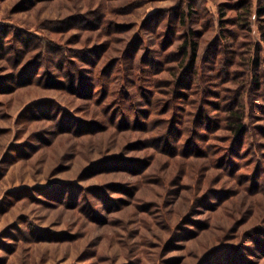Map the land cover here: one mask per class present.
Segmentation results:
<instances>
[{
  "label": "rangeland",
  "instance_id": "374dc122",
  "mask_svg": "<svg viewBox=\"0 0 264 264\" xmlns=\"http://www.w3.org/2000/svg\"><path fill=\"white\" fill-rule=\"evenodd\" d=\"M0 264H264V0H0Z\"/></svg>",
  "mask_w": 264,
  "mask_h": 264
}]
</instances>
